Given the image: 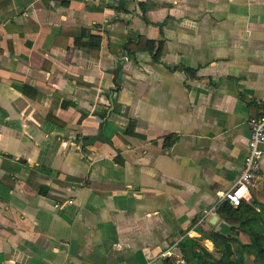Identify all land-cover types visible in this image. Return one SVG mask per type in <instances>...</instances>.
I'll return each mask as SVG.
<instances>
[{
	"label": "crops",
	"instance_id": "0c3cea01",
	"mask_svg": "<svg viewBox=\"0 0 264 264\" xmlns=\"http://www.w3.org/2000/svg\"><path fill=\"white\" fill-rule=\"evenodd\" d=\"M262 101L264 0H0V264H161L235 236L226 203L203 218ZM243 204L264 219V178Z\"/></svg>",
	"mask_w": 264,
	"mask_h": 264
},
{
	"label": "trees",
	"instance_id": "16d2710c",
	"mask_svg": "<svg viewBox=\"0 0 264 264\" xmlns=\"http://www.w3.org/2000/svg\"><path fill=\"white\" fill-rule=\"evenodd\" d=\"M143 17L148 22V12L156 9L157 6L141 4ZM100 38L92 37L88 44H78L79 47L88 49L95 56L99 54ZM148 41L142 37L137 40H130L125 43L123 50L127 53L135 50H148ZM95 51V52H94ZM98 138H90L91 143ZM58 185H77L81 188H88L93 192L102 195L106 190H114L118 187L108 186L106 184L86 179L69 178L67 183L56 181ZM48 190V189H46ZM222 214L227 224L232 226V232L235 236H226V234L213 230L206 233L203 229L199 230L200 238H193L186 235L177 245L180 256L173 255L161 261V264H248L250 259L253 264H264V219L254 208L241 205L233 208L226 203L222 206ZM240 232L248 235L249 243H243L239 238ZM210 240L214 244V249L210 250L203 243ZM222 256L221 258L219 257ZM226 260V263L224 261Z\"/></svg>",
	"mask_w": 264,
	"mask_h": 264
},
{
	"label": "built area",
	"instance_id": "2783aa9c",
	"mask_svg": "<svg viewBox=\"0 0 264 264\" xmlns=\"http://www.w3.org/2000/svg\"><path fill=\"white\" fill-rule=\"evenodd\" d=\"M250 138L248 155L238 182L228 191L219 195L218 203L205 211L203 220L216 216L221 202L232 207H240L250 199V190L264 178L262 160L264 158V101L260 103V113L249 120ZM166 256V255H164Z\"/></svg>",
	"mask_w": 264,
	"mask_h": 264
},
{
	"label": "rangeland",
	"instance_id": "374dc122",
	"mask_svg": "<svg viewBox=\"0 0 264 264\" xmlns=\"http://www.w3.org/2000/svg\"><path fill=\"white\" fill-rule=\"evenodd\" d=\"M206 246H207L208 248L211 247V248H209L210 250H213V249H214V247H213L212 245H210L209 243H208V244L206 243ZM219 257L221 258L222 256L219 255ZM224 261L226 262L225 259H224ZM226 263H228V262H226ZM149 264H153V263H149ZM228 264H229V263H228ZM248 264H253L252 261H251L250 259L248 260Z\"/></svg>",
	"mask_w": 264,
	"mask_h": 264
},
{
	"label": "water",
	"instance_id": "95a60500",
	"mask_svg": "<svg viewBox=\"0 0 264 264\" xmlns=\"http://www.w3.org/2000/svg\"><path fill=\"white\" fill-rule=\"evenodd\" d=\"M215 220H217V217H215L214 220L211 221L212 224H215Z\"/></svg>",
	"mask_w": 264,
	"mask_h": 264
}]
</instances>
